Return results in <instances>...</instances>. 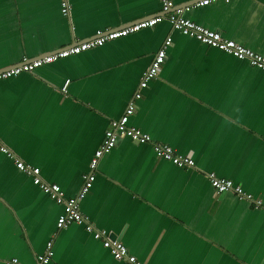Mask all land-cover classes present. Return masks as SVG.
I'll return each instance as SVG.
<instances>
[{"label": "crops", "instance_id": "0c3cea01", "mask_svg": "<svg viewBox=\"0 0 264 264\" xmlns=\"http://www.w3.org/2000/svg\"><path fill=\"white\" fill-rule=\"evenodd\" d=\"M158 12V0H71L68 16L58 0H0V70ZM186 16L264 56V0L212 1ZM167 35L157 76L139 89L128 124L189 155L193 168L118 137L79 210L144 264H264L263 210L215 194L206 177L230 179L264 204V72L166 21L0 80V142L75 196L108 122ZM64 208L0 152V264H37L49 239L47 264H123L83 225L56 230Z\"/></svg>", "mask_w": 264, "mask_h": 264}, {"label": "built area", "instance_id": "2783aa9c", "mask_svg": "<svg viewBox=\"0 0 264 264\" xmlns=\"http://www.w3.org/2000/svg\"><path fill=\"white\" fill-rule=\"evenodd\" d=\"M158 1V13L143 17L118 28L105 30L97 29L94 31L93 35L73 44L53 49L39 57L22 59L18 64L0 70V80L16 76L20 73H32L36 68L44 64L52 63L57 59L79 54L94 47L101 46L105 42L129 35L144 28L152 27L162 21H166L172 30L194 38L199 43L208 47L227 53L235 59L244 60L250 66L258 68L264 72L263 55L255 53L233 40L222 37L218 31L204 27L186 16V13L190 9L218 0H207V3H205L204 0H194L183 5L175 4L173 0ZM221 1L226 2L228 0ZM58 6L60 14L62 16H68L71 7V0H58ZM170 44L171 37L167 35L161 46L154 53L148 67L141 73L137 84V90L128 100L123 112L117 118L111 119L108 122L101 143L94 150L88 162V171L81 175V183L75 196L64 197L62 190L57 184L48 183L41 179L38 169L24 164L0 142V152L13 160L16 169L30 176L32 183L43 193L47 194L52 200L58 204L64 205L65 208L63 213L59 214L55 221L56 230L64 229L72 223L83 225L85 231L89 233L94 240H97L101 246L109 252L114 260L121 261L123 264L144 263L138 260L133 254L129 253L127 247L122 242L118 239L111 238L109 231L102 228H96L90 223L87 217L80 212L79 201L83 199L92 186L94 171L99 159L114 147L118 137L125 136L131 141L139 144L148 143L157 158L165 160L179 168H193L194 161L189 155L176 153L166 143L153 141L147 133L128 124L129 116L136 108L135 101L140 97L139 89L146 87L148 81L157 76L158 68L163 62L165 48ZM67 82L68 80H65L64 84L59 88L60 92H65ZM206 177L215 194L231 192L238 199L244 200L253 208L262 209L264 212V204L260 199L254 198L251 194L244 192L239 185L234 184L230 179L216 177L211 172L206 173ZM52 254V239H49L45 242L43 251L35 257L37 264H47ZM13 262H15V260H13Z\"/></svg>", "mask_w": 264, "mask_h": 264}, {"label": "water", "instance_id": "95a60500", "mask_svg": "<svg viewBox=\"0 0 264 264\" xmlns=\"http://www.w3.org/2000/svg\"><path fill=\"white\" fill-rule=\"evenodd\" d=\"M75 43V42H74ZM73 44V43H72ZM48 53V52H47ZM46 54V53H45ZM44 55V54H43ZM42 56V55H41ZM18 64V63H17ZM135 143V142H134ZM110 236H111V238H115V239H118V237H116L115 235H111V233H110Z\"/></svg>", "mask_w": 264, "mask_h": 264}, {"label": "snow or ice", "instance_id": "6c2138e0", "mask_svg": "<svg viewBox=\"0 0 264 264\" xmlns=\"http://www.w3.org/2000/svg\"><path fill=\"white\" fill-rule=\"evenodd\" d=\"M205 3H207V0H204Z\"/></svg>", "mask_w": 264, "mask_h": 264}]
</instances>
